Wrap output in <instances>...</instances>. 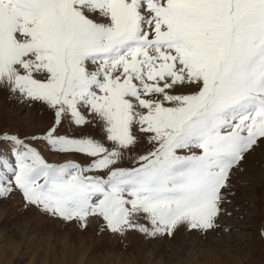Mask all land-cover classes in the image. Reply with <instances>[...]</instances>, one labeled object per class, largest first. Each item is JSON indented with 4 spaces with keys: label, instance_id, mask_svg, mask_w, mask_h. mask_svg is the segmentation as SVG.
Here are the masks:
<instances>
[{
    "label": "snow or ice",
    "instance_id": "1",
    "mask_svg": "<svg viewBox=\"0 0 264 264\" xmlns=\"http://www.w3.org/2000/svg\"><path fill=\"white\" fill-rule=\"evenodd\" d=\"M0 91L54 115L0 132V197L120 235L213 229L264 145V0H0Z\"/></svg>",
    "mask_w": 264,
    "mask_h": 264
},
{
    "label": "rangeland",
    "instance_id": "2",
    "mask_svg": "<svg viewBox=\"0 0 264 264\" xmlns=\"http://www.w3.org/2000/svg\"><path fill=\"white\" fill-rule=\"evenodd\" d=\"M53 119L47 105L0 91V132L31 137L45 132ZM34 146L49 162H64L45 145ZM0 150L7 154L8 145L0 144ZM221 194L215 228L179 225L171 236H149L135 230L114 234L95 219L82 228L26 205L16 191L0 197V264H264V145L232 170ZM240 251L250 261L235 260Z\"/></svg>",
    "mask_w": 264,
    "mask_h": 264
},
{
    "label": "bare ground",
    "instance_id": "3",
    "mask_svg": "<svg viewBox=\"0 0 264 264\" xmlns=\"http://www.w3.org/2000/svg\"><path fill=\"white\" fill-rule=\"evenodd\" d=\"M241 250V249H240ZM247 250L249 251V249L247 248ZM241 253L239 254V258H236L235 260H237V261H245L246 259H247V261H246V263L248 262V261H250V259H249V253H246V252H244V251H240ZM228 253V252H227Z\"/></svg>",
    "mask_w": 264,
    "mask_h": 264
}]
</instances>
